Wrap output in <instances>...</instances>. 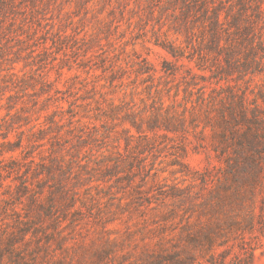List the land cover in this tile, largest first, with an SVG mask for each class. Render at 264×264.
Returning a JSON list of instances; mask_svg holds the SVG:
<instances>
[{"label":"trees","instance_id":"trees-1","mask_svg":"<svg viewBox=\"0 0 264 264\" xmlns=\"http://www.w3.org/2000/svg\"><path fill=\"white\" fill-rule=\"evenodd\" d=\"M77 23L79 31L73 28ZM122 23L128 31L151 33L149 41L173 59L163 62L159 75L146 60L108 64L110 56L95 51L104 34ZM67 48H76L75 62L87 75L110 72L112 82L143 76L150 110L138 119L135 111L104 108L96 100L102 124L84 123L91 119V104L79 118L73 103L59 97L46 61L37 62ZM24 61V68L37 62V76L14 72ZM65 66L72 69L61 65V71ZM0 81V264L81 263L63 243L60 225L72 212L73 218L79 215L75 189L84 181L131 185L136 176L140 214L145 225L151 223L144 238H158L140 248V264H196V252L224 264L234 249L249 251V261L254 257L246 235L253 233L257 213L264 215V0H0ZM7 89L23 90L29 104L13 94L3 104ZM115 120L131 126L122 129L123 152L107 149L111 131L100 130ZM169 134L193 135L195 149L211 148L220 165L191 172L182 155L174 154L170 165L178 168L172 173L184 179L166 185L165 170L156 166L155 153L163 149H154L152 139ZM71 137L76 144L65 146L62 141ZM98 139L105 147L86 156L80 148ZM36 148L43 153L39 161ZM87 199H80L86 209ZM17 205L24 213L14 217ZM147 211L154 213L151 221ZM219 248L221 260L212 253Z\"/></svg>","mask_w":264,"mask_h":264},{"label":"rangeland","instance_id":"rangeland-1","mask_svg":"<svg viewBox=\"0 0 264 264\" xmlns=\"http://www.w3.org/2000/svg\"><path fill=\"white\" fill-rule=\"evenodd\" d=\"M110 10L109 8L107 11ZM57 15V13H55ZM54 19L56 20L57 17ZM137 19L134 16L133 21ZM57 21V20H56ZM76 22H79L76 19ZM74 25L73 28L78 26V31L81 25ZM57 21L56 29L59 27ZM70 29V28H69ZM91 30V24L89 28ZM70 31V30H69ZM83 33L80 34L82 36ZM106 37L104 38V36ZM101 40V47L95 51L98 53H105L110 56L108 64L120 63L117 58L128 59L140 65L145 64L148 61L157 71L158 75L162 68L164 61H173V59L161 48L155 46L149 39L152 37L151 33L146 36L141 35L137 29L134 31H128L127 25L123 24L121 27L114 31L104 34ZM70 47V46H69ZM76 48H67L65 51H58V54L52 56L39 57L37 59L38 64L42 61H46V69L48 70V77L52 82H55V87L61 92L59 97H67L69 101L73 103V108L79 113V118L87 113L88 110H84L83 106L91 104L89 111L90 118H83L84 123H96L101 125L104 117H101V121L96 120L98 116L96 100H100L104 108H107L110 104L119 105L123 111L130 110L137 113L138 119H140L141 112L150 110L152 100L148 99L145 87L147 84L142 83L143 76L135 77L131 74L130 79H125L123 82L120 80L111 81L110 72L103 73L101 70L92 72L87 75L81 69L78 68L75 61H77L78 55L75 51ZM102 49V50H101ZM118 54L117 57H114ZM67 55V56H66ZM58 58L53 60V58ZM66 58L64 64L61 63L60 59ZM94 62L99 61L98 57H94ZM26 62L29 60H25ZM25 61L16 64L14 72H17L20 77L29 76L33 78L39 73L36 61L34 66L29 65L24 68ZM4 68H8L9 65L1 61ZM70 65L71 70L68 66H65L61 71L60 66ZM192 66V65H191ZM62 73L60 76L59 73ZM4 73V72H3ZM2 82L0 81V85ZM30 93H33L29 90ZM3 104L7 103L6 97L13 94L16 96L15 101H25L29 104L30 98L23 93V90H6ZM2 93L0 92V95ZM61 105L68 109L70 104L68 102H61ZM71 109V108H70ZM5 110H2L1 114H4ZM47 113L44 112L41 116L40 121H44V116ZM37 116V115H35ZM115 125H104V130H110L108 148L107 149H121L123 152L125 149V140L121 138L122 129L124 127H131L129 123L121 124L119 120H115ZM132 133H136L135 129L131 130ZM77 134V131H73ZM151 137L153 135H150ZM182 135L169 134L168 137H153L152 141L155 143L156 148L163 149L158 155L156 166L165 170L162 173V178H166L163 183L166 185L182 182L184 177L181 174H173L172 171L176 170L177 166H171L170 162L176 155H182L181 160L188 164L191 172H202L206 168L213 169L215 166H219L220 162L216 158L211 148L207 147L202 150L199 148L195 149L197 145V139L193 135ZM14 136H11V139ZM69 140L65 146L70 147V144L75 145L77 138H67ZM60 143V142H59ZM134 143V141H133ZM105 144L102 139L95 141L86 140V143L80 149L86 150V156L89 155L90 149H102ZM34 149V148H33ZM32 149V150H33ZM37 149V148H36ZM46 150V149H45ZM185 150V153H183ZM40 149H37L34 153L37 161L40 160V156L43 153H39ZM44 151V149H43ZM117 151V150H116ZM88 153V154H87ZM40 154V155H39ZM151 160V159H150ZM135 182L131 185L127 183L119 184H104L101 182L92 183L90 186H84L86 181L82 182L75 190L78 194V202L73 209H79V215L73 218L74 212L69 214L67 220H62L60 225L65 228L63 235L65 239L63 243L69 248L71 254L77 255L78 259L83 258V261L79 263L76 259L73 260L72 264H140V248L145 244H149L156 241L157 237H151L150 239L144 238L143 232L147 228L151 227V223L145 225L143 217L140 214V177L134 178ZM74 182V180H72ZM188 182H186L187 184ZM198 189V187L196 188ZM47 194V191L45 192ZM2 196L0 195V199ZM87 209L82 207L80 199H86ZM14 200H12L13 203ZM12 214L16 217L19 213H24L23 206H16L12 208ZM74 211V210H73ZM256 217L255 229L253 233L247 234L246 239L251 241L252 247H254V257L249 261L247 255L249 251H241L234 249L231 254L225 259L224 264H230L232 257H238L236 264H264V215L259 217V212ZM146 214H144L145 216ZM154 213L147 211L146 218L151 221ZM61 215H57L60 218ZM2 219V218H1ZM61 220V218L59 219ZM47 222V220H45ZM49 232L52 231L48 230ZM251 238V239H250ZM153 244V243H152ZM110 245V247H109ZM57 247L56 244L53 246ZM107 251L102 259L98 257V254L103 251ZM224 248L214 250L212 253L216 258H220V254ZM197 253L196 264H212L209 254ZM56 256H61L60 251L56 252ZM221 260V258H220ZM236 262V261H235Z\"/></svg>","mask_w":264,"mask_h":264}]
</instances>
